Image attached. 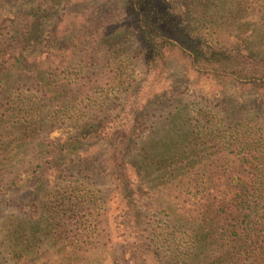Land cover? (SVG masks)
<instances>
[{
  "label": "trees",
  "instance_id": "16d2710c",
  "mask_svg": "<svg viewBox=\"0 0 264 264\" xmlns=\"http://www.w3.org/2000/svg\"><path fill=\"white\" fill-rule=\"evenodd\" d=\"M97 1L95 14L75 12L58 29V0H0V90L8 95L0 112V264H111L113 248L99 240L110 205L127 264H264V51L240 44L243 25L218 37L212 0ZM242 15L228 13L232 26H254L264 5ZM126 39L142 79L110 70L104 90L97 76L72 78L75 69L122 62L127 55L115 51L116 60L110 49ZM21 77L36 95L11 97L8 79ZM188 81L208 86L202 104L182 102ZM244 95L252 111L241 105ZM211 97L238 116L232 125L209 107ZM162 98L171 106L166 135L135 150L136 130ZM54 120L68 131L45 142L39 136ZM73 159L107 179L104 194L89 183H44ZM27 170L30 186L19 181ZM144 185L162 214L146 242L136 211ZM35 199L28 216L20 206Z\"/></svg>",
  "mask_w": 264,
  "mask_h": 264
},
{
  "label": "rangeland",
  "instance_id": "374dc122",
  "mask_svg": "<svg viewBox=\"0 0 264 264\" xmlns=\"http://www.w3.org/2000/svg\"><path fill=\"white\" fill-rule=\"evenodd\" d=\"M212 12L217 13V16L219 14V19L215 21L213 28V31L216 32L217 36L220 38H225V34L223 31L227 30L228 27H237L239 25H243L242 31H239L241 33L239 41L241 42L244 47L252 48L254 47L255 50L258 53L263 54L264 51V21H258L254 26L251 25L246 19L243 20H237L233 19V26L231 24V21L228 19V13H232L233 15H242L243 12L247 9L250 12V9L257 10L259 7L264 5V0H212ZM96 0H58V11L59 13L64 14L63 16H60V22L57 23V28L60 29L63 27V24L67 22V18L70 20L73 16L72 14L75 12H81L85 13V15H90L89 13H96L98 11V7L100 4ZM219 11V12H218ZM103 15V14H100ZM2 17H0L1 20ZM97 20H101V18H97ZM79 22V20H76ZM3 25H7L6 22ZM69 25V24H68ZM72 25V24H71ZM67 26V25H66ZM1 27V26H0ZM247 27V28H246ZM255 28L258 30L257 32L251 31V28ZM46 29V28H45ZM4 33V31H2ZM43 44V43H42ZM45 47V46H43ZM42 47V50H43ZM110 50H113L114 56L112 58H115L117 60V54L115 51L118 52V54H126L127 57H124L122 62L113 65H109L107 67L98 68V65L96 64L93 70L87 69L85 67L83 70L78 71L77 69L74 70V67L76 68V63L78 61V57H75V63L73 65V70L75 72V75H72V78L74 77V80L80 79L82 82L86 81H92L95 78L93 76H97V82L101 85L104 90L109 89V80L107 77H112L108 73L110 70L115 71L118 69L119 72L125 73L127 77H131L135 81H138V79H142L144 77V69L141 66V62L138 59V55L136 54V47L132 44V41L130 39H126L123 42H120L117 46L111 48ZM28 51V49H26ZM95 52V51H94ZM98 52V51H97ZM105 52L104 49L101 50L100 54H103ZM118 55V56H119ZM121 55V56H122ZM264 55V54H263ZM120 64V66L118 65ZM74 74V73H72ZM81 82V81H80ZM8 83L11 84L13 87L10 90L11 97L20 93L24 96H33L36 95V89L32 87V84L29 81L24 80V78H17L16 80H13V78L8 79ZM187 83H190L189 81ZM182 84L181 86V99L184 104L190 105L203 103V97L205 95V92H209L207 85H190ZM7 94H4V90H0V105L3 103V106L0 107V112H3L2 109H6V106L4 105V99H7ZM115 99V98H114ZM250 97L247 95H244V98L240 101L241 105L245 110L252 111L251 108H249V104L247 103V100H249ZM166 98H162L158 100V103H155L154 105H151L148 109V118L145 120L144 124H142L141 127H138V130H136V139L134 140L135 146L133 148L135 150H138L147 140H152L158 142L159 139L164 137L166 135V132L168 130V113L171 109V106L169 105V101L164 102ZM228 105L226 103H220V101L215 100L211 97L210 100V106L211 108L217 109L221 108L223 112V116L226 117L225 122L228 125H232L237 119L238 116L234 117V112L230 111L227 107ZM110 108H116L117 102L115 100H111L109 103ZM235 111V110H234ZM262 116H264V112L261 113ZM240 115V114H239ZM261 117V115H259ZM264 122V120H263ZM68 131V127L66 126V123L61 122L60 120H54L49 125V129L45 130L44 133H41L39 138L45 142L47 141H54L55 139L63 136ZM132 148V149H133ZM161 153H166V151H161ZM51 173L46 175L43 179V181H46L44 183L52 186V185H85L84 183H89L93 185V188L95 191H99L100 193L104 194L106 191V188L108 186L107 179L103 177L98 172H95L90 166H88L84 161L82 160H72V162H65L58 166L56 169L50 170ZM32 178L30 176V171L23 174L22 177H20V183L23 182L24 186H30L32 185ZM48 181V182H47ZM106 181V182H105ZM143 190L145 193L140 198V204L136 207L137 211V218L139 222V230L140 233L143 236V240L145 239V242L147 239L150 238V235H148L149 230L150 232L155 231L158 219L162 218V214L158 208H156L158 202L156 200V197L149 191L147 186H143ZM37 200L35 201H25L21 204L20 208L26 212L28 216H31L32 211H34V207L37 206ZM114 206H109V211L107 214V226L106 231L103 232L102 237H99L100 243H107L113 248V257L111 258L110 263L111 264H127L126 262V254L124 252V247L122 245V237L120 236V233L116 229L114 225ZM157 231V230H156Z\"/></svg>",
  "mask_w": 264,
  "mask_h": 264
}]
</instances>
